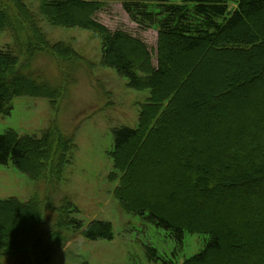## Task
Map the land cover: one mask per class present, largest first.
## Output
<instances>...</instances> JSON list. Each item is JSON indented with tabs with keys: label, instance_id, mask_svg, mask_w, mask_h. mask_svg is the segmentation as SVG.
<instances>
[{
	"label": "trees",
	"instance_id": "obj_1",
	"mask_svg": "<svg viewBox=\"0 0 264 264\" xmlns=\"http://www.w3.org/2000/svg\"><path fill=\"white\" fill-rule=\"evenodd\" d=\"M38 1L37 12L25 0H8L5 7L0 2V30L10 29L17 40H24L28 45L36 41L34 36L30 37L34 32L41 43L49 44L45 35H40L39 16L58 27L90 30L102 41L104 65L126 78L130 88L150 92L147 103L140 110L138 126L113 131L111 157L116 169L114 175H120L114 196L121 208L170 233L179 243L186 234L204 235L201 251L181 264H264V235L253 231V225L247 220L259 215L254 220L258 222V228L264 227V186H256V191L231 193L219 182L223 168L233 178L227 181L237 186L264 177V0ZM112 2L120 3L130 20L139 27L157 30L156 67L144 40L123 30L111 31L97 20V14ZM8 5L12 6L9 11ZM14 11L19 15L13 16ZM17 51L11 47L0 50V115L4 116L11 115L12 101L16 97H54L50 90L33 91L34 83H30L26 75L23 78L16 76L21 59L18 48ZM246 55H252L253 61L243 65L241 61ZM130 58L138 59V63ZM207 59L212 63L202 71ZM230 63L237 64L236 69L241 71L243 66L247 67L252 76L246 85L235 89L232 86L240 84L239 81L228 84L227 79L218 81L215 77L218 67L227 66L229 71ZM249 81L253 84L250 91L247 89ZM228 89H234L237 96L234 98ZM213 90L218 92L211 94ZM248 95L254 104H247ZM215 97L224 104L216 103L212 109L213 113L223 114L221 123H211L201 129L192 110L207 108ZM240 116L245 118L246 126L235 121ZM61 138L63 143H69L59 134L60 142ZM210 147H213L215 157L207 152ZM69 154L64 145L53 153L44 139L20 135L13 130L0 135V166L11 163L34 180L40 178L41 166H45V177L42 178L46 179L49 156L66 157ZM200 156L212 158L205 161ZM32 160L38 165L30 173L22 166ZM71 161L66 158L63 165L71 164ZM183 185L194 200L197 196L192 190L193 185L195 189L205 191L206 198H201L203 204H199L198 211H204L202 207L209 205L212 210L207 213L214 215L200 213L188 219L184 202L180 206H170L157 194L160 191L175 194ZM216 192L223 198L221 212L231 211L227 220L243 222V227L235 229L216 219L219 214L216 202L207 200ZM228 199L233 200L232 203ZM28 212L32 215L30 228L21 231L17 217L19 213ZM52 212L58 215L53 224L42 203L0 200V264L11 252H25L26 258L31 254L30 264H51L67 240L64 232H80L89 241L114 238L113 225L109 221L94 220L85 225L78 218H70L79 213L77 207L74 210L62 207ZM65 212L68 217L64 222ZM49 224L52 227L46 239L40 238V231L45 234ZM21 226L27 228L25 224ZM32 228L33 234H26ZM60 229H63V235ZM221 229L225 233H221ZM15 236L18 238L14 243ZM238 246L242 254L235 258L231 255ZM253 251L258 253L253 255ZM148 254L150 260H159L156 249L148 248ZM222 255H225L224 260L219 258ZM163 264L173 262L164 260Z\"/></svg>",
	"mask_w": 264,
	"mask_h": 264
},
{
	"label": "rangeland",
	"instance_id": "obj_2",
	"mask_svg": "<svg viewBox=\"0 0 264 264\" xmlns=\"http://www.w3.org/2000/svg\"><path fill=\"white\" fill-rule=\"evenodd\" d=\"M167 1L181 3L183 0ZM0 2L2 7L8 4V0H0ZM25 2L37 12L38 0H25ZM11 8L12 6L8 5V11ZM7 9L5 10L7 11ZM14 12L13 16L19 15L16 11ZM76 15L82 18L80 13H76ZM39 18L40 35H45L48 45L39 41L36 32L30 36L31 38L34 36L36 41L28 45L24 40H17L15 34L7 29L0 30V50L11 47L18 52V48L21 52V59L15 72L16 76L20 75L23 78L26 75L29 82L34 83L33 91L50 90L54 97L52 99L39 96L14 98L11 115H0V135L13 130L19 132L20 135L44 139L53 153L58 147L64 145L70 154L66 157L49 156V172L46 179L42 178L45 177V166L40 167V178L37 180L19 172L11 163L0 166V200L17 199L22 203L29 201L37 204L42 203L43 210L49 212L51 224L58 217L52 211L62 207H69L72 210L77 207L79 213L71 215L70 218H78L85 225L94 220H105L112 223L114 238L111 241H89L80 232L66 233L60 229L62 235L63 232L66 234L67 240L54 255L51 264H163L164 260L180 264L185 259L198 254L204 246V235L186 234L182 242L179 243L171 237L170 233L140 216L124 211L114 196L120 175H114L116 170L111 157L114 141L113 131L120 127L134 128L138 125L139 112L142 106L147 103L150 92L130 88L126 78L104 65L102 41L92 31L82 28L58 27L50 24L41 16ZM97 20L111 31L123 30L144 40L150 47L152 59H154L153 64L155 67L157 66V30L143 29L133 23L120 3H108L97 14ZM65 50L68 53H65ZM215 56L212 55V57ZM130 60L138 63V59L130 58ZM214 60L216 61V59ZM249 61H253L252 55L244 56L241 64L247 65ZM211 63V60L206 61L201 70L203 71ZM229 66H231L229 71L227 66L218 67L216 72L213 71L212 76L215 72L218 81L227 79L228 84L232 83L229 81H239L240 84L232 86L235 89L239 85H246L245 82L252 76L247 67L243 66L241 71V69H236L237 64L230 63ZM251 85L253 84L249 81L247 83L249 91L252 90ZM228 90L234 98L237 96L234 95V89ZM217 92L213 90L210 93ZM216 98L207 108L202 107L201 110H198L200 108L197 107L192 110L201 129L211 123L213 125L221 123L223 114L212 112L214 104L215 106L216 103L223 104V100ZM245 101L247 104H254L250 95L246 97ZM208 108L210 109L208 110ZM216 110L221 111V109ZM243 119L245 118L240 116L235 118V121L246 126ZM59 134L69 143H63L62 138L60 142ZM210 148L207 152L215 157L212 154L213 147ZM211 156H200V158L206 161L208 158H212ZM187 157L189 159V156ZM66 158H70L72 161L71 164L64 166L63 162ZM37 165V161L32 160L22 168L33 173L34 169H37ZM183 165L185 166V163ZM220 170L221 178L224 179L219 177V182L222 183L223 188H229L228 191L231 193L246 192L252 189L256 191V186H264V177L251 184L249 182L240 183V186L230 184L227 180L232 181L233 178L228 176L227 169ZM253 186L254 188H251ZM176 190L175 194H168L164 191L157 192V194L170 206H180L184 202L183 205L187 210L184 212L187 213L188 219L195 218L194 216L200 213L207 215L208 210H212V206L205 205L202 207L203 212L198 211L201 207L199 204H203L200 203L201 198H206L204 196L207 194L200 188L195 189V185L192 190L196 192V200L186 192L185 185ZM187 191L189 192V190ZM217 193L209 199L207 198V200L216 202V211H219L216 219L224 223L223 225L230 224L235 229L243 227V222L233 223L227 220L229 219L227 215L231 211L225 209L221 212L224 208L223 198H219ZM227 201L232 203L233 200L228 199ZM67 203L71 205H66ZM213 215L212 213L210 216ZM66 217H68L67 212L62 219L64 222ZM256 217L259 218V215ZM256 217L247 218L248 223L253 225V227H248L264 235V227L258 228V222L254 220ZM17 221L20 222L18 229L27 230L30 228L32 215L29 212L19 213ZM23 224L27 228H21ZM51 224L45 234L40 231V238L46 239V234L52 227ZM33 232L34 228L29 229L26 234H33ZM220 232L225 233L222 229ZM17 238L18 236L13 240L14 243ZM148 248L156 249L158 261L150 260ZM256 253L258 251L252 252L253 255ZM241 254L238 246L231 256L238 258ZM31 256L29 254L26 258L25 252H11L1 261L3 264H30ZM219 258L224 260L225 255Z\"/></svg>",
	"mask_w": 264,
	"mask_h": 264
}]
</instances>
